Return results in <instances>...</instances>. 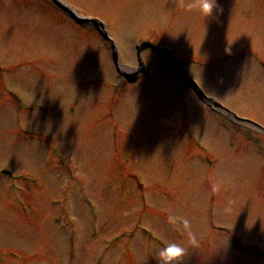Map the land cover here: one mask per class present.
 <instances>
[{
  "label": "rangeland",
  "instance_id": "rangeland-1",
  "mask_svg": "<svg viewBox=\"0 0 264 264\" xmlns=\"http://www.w3.org/2000/svg\"><path fill=\"white\" fill-rule=\"evenodd\" d=\"M32 1L0 0V264H156L166 242L185 246L182 264H215L200 253L207 235L264 251L263 144H228L257 146L262 130L207 114L168 58L138 49L168 48L207 95L264 127V0H216L210 17L198 0H64L104 22L122 65H148L121 86L103 39ZM244 51L258 56L222 59Z\"/></svg>",
  "mask_w": 264,
  "mask_h": 264
},
{
  "label": "clouds",
  "instance_id": "clouds-1",
  "mask_svg": "<svg viewBox=\"0 0 264 264\" xmlns=\"http://www.w3.org/2000/svg\"><path fill=\"white\" fill-rule=\"evenodd\" d=\"M192 7H197L203 16L210 17L216 7V0H198ZM185 255V246L176 242H166L163 248L155 252L154 259L156 264H182Z\"/></svg>",
  "mask_w": 264,
  "mask_h": 264
},
{
  "label": "water",
  "instance_id": "water-1",
  "mask_svg": "<svg viewBox=\"0 0 264 264\" xmlns=\"http://www.w3.org/2000/svg\"><path fill=\"white\" fill-rule=\"evenodd\" d=\"M145 45H151V44H145ZM151 47H153V48H155V49H158V50H160V51H166L167 52V50H165V49H162V48H157V47H155V46H153V45H151ZM176 61V60H175ZM183 74H184V76L186 77V79L189 81V83L190 84H192L193 86H195V87H197V85L195 84V82L187 75V73L185 72V71H183Z\"/></svg>",
  "mask_w": 264,
  "mask_h": 264
},
{
  "label": "bare ground",
  "instance_id": "bare-ground-1",
  "mask_svg": "<svg viewBox=\"0 0 264 264\" xmlns=\"http://www.w3.org/2000/svg\"><path fill=\"white\" fill-rule=\"evenodd\" d=\"M101 67H104V66L101 64ZM101 96H103V95H101V94L99 95V94H98V97H101ZM179 123H180V121H179ZM240 152H241L240 150H237V151L234 152V154H238V153H240ZM195 228H197V227H195ZM208 229H209V228H208ZM88 247L91 248L92 251L95 250V249H97V248H95L96 246H92L91 244H89Z\"/></svg>",
  "mask_w": 264,
  "mask_h": 264
},
{
  "label": "flooded vegetation",
  "instance_id": "flooded-vegetation-1",
  "mask_svg": "<svg viewBox=\"0 0 264 264\" xmlns=\"http://www.w3.org/2000/svg\"><path fill=\"white\" fill-rule=\"evenodd\" d=\"M241 253V252H240Z\"/></svg>",
  "mask_w": 264,
  "mask_h": 264
}]
</instances>
